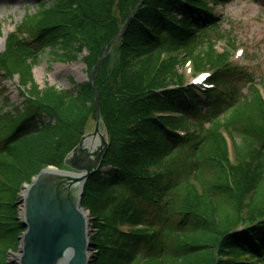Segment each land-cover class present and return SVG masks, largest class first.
Segmentation results:
<instances>
[{
	"label": "trees",
	"instance_id": "1",
	"mask_svg": "<svg viewBox=\"0 0 264 264\" xmlns=\"http://www.w3.org/2000/svg\"><path fill=\"white\" fill-rule=\"evenodd\" d=\"M140 2L39 3L20 34L9 36L0 81L17 76L25 100L11 112L0 106V264L27 229L18 217L24 185L47 167L63 168L98 115L91 81L41 89L32 72L37 58L50 49L70 62L86 50L90 73ZM220 25L202 0H143L94 77L109 145L102 170L86 180L82 206L105 236L93 237L103 264H264V76L236 68L232 52L216 50L209 35ZM179 50L198 70L216 68L212 82L224 89L201 101L175 57L162 60ZM177 78L181 85L170 88ZM238 82L249 85L247 94ZM166 112L177 116L156 115ZM223 127L244 143L236 141L237 165ZM124 223L141 228L125 233Z\"/></svg>",
	"mask_w": 264,
	"mask_h": 264
},
{
	"label": "rangeland",
	"instance_id": "2",
	"mask_svg": "<svg viewBox=\"0 0 264 264\" xmlns=\"http://www.w3.org/2000/svg\"><path fill=\"white\" fill-rule=\"evenodd\" d=\"M55 1L56 0H0V54L5 52L7 39L14 32L15 27H18L22 21L25 20L27 15L35 14L39 10L41 3H45L46 6L49 7ZM204 2L210 7H215V13L219 15L217 16V20L222 22L220 27L217 30L211 31L209 35L210 38L216 42V50L221 53L233 51V64L237 65L239 68H247L253 71L260 78L264 76V0H229V2H225L222 5L216 4L211 0H204ZM117 42L118 39H113L109 44L110 50L108 56L112 50H114ZM196 42L199 43V39H197ZM240 51L245 52L244 56L240 57L238 54ZM60 53L62 54V51ZM87 54V51L84 50L78 60L66 62L55 57L50 49H47L37 58L32 68L34 80L41 89L48 85H54L60 90H73L75 84L89 81V71L83 61ZM184 54L185 52L183 50H179L170 54L167 53L163 59L164 61L168 60L170 55L171 57H175L179 74L183 75V80L189 84L193 82L194 78L197 76V72L190 64L191 61L188 56ZM205 71H209V69ZM176 81L177 80H174L172 82ZM236 84L238 85L240 94L244 95L248 93V84L244 82H238ZM24 100L25 98L19 91L17 76L13 79L0 81V106L3 104L5 105L4 111L11 112L12 110H19ZM97 119L98 117L90 118L85 136L92 135L95 132ZM48 120L49 119H46V121ZM104 130L101 122L100 133L104 134ZM226 136L231 144V158L235 161L236 157L232 145L236 141L240 145L244 143L241 136L236 138L229 129L228 132H226ZM47 169L56 171L71 170L66 164L61 169L55 166L47 167ZM39 175L34 177L30 183H26L20 193L18 217L23 223L24 218L22 213L26 210L25 201L28 189L34 184V181ZM26 231L20 237V242L17 243L16 249L8 252L6 257L7 264H18ZM94 234L95 230L93 229L91 237H93ZM166 234L168 235V232H166ZM169 243L170 238L167 240V245ZM92 249L93 246L90 250L93 253ZM92 264H94V262H92ZM95 264H103L102 253H100L99 259L96 260Z\"/></svg>",
	"mask_w": 264,
	"mask_h": 264
},
{
	"label": "water",
	"instance_id": "3",
	"mask_svg": "<svg viewBox=\"0 0 264 264\" xmlns=\"http://www.w3.org/2000/svg\"><path fill=\"white\" fill-rule=\"evenodd\" d=\"M142 2L115 39L123 37ZM109 50L110 45L90 74L98 112L95 132L84 136L67 156L65 163L70 171L44 170L28 189L29 195L25 201L27 215L23 219L27 231L18 264H90L88 253L92 244L91 234L87 232L90 220L83 212L86 210L82 207V196L86 180L99 170L108 148L107 131L100 133L101 113L94 76ZM91 136H99L102 140L100 151L94 155L83 148L84 140ZM64 172L71 175L81 173V176L64 175Z\"/></svg>",
	"mask_w": 264,
	"mask_h": 264
},
{
	"label": "bare ground",
	"instance_id": "4",
	"mask_svg": "<svg viewBox=\"0 0 264 264\" xmlns=\"http://www.w3.org/2000/svg\"><path fill=\"white\" fill-rule=\"evenodd\" d=\"M101 147H102V140H101V137H99V136H97V137H88V138H86L85 140H84V142H83V148L86 150V151H88L89 153H91V154H95V153H97V152H99L100 151V149H101ZM53 170V169H52ZM53 171H56V170H53ZM64 175H69V176H81V173H77V175L76 174H74V175H71L70 173H65L64 172ZM82 183H83V181H81ZM81 182H80V184H81ZM85 182V181H84ZM29 194H27V196H28ZM26 196V197H27ZM84 209V208H83ZM85 210V209H84ZM81 212H82V210H81ZM83 212H85L84 214L85 215H87L88 214V212L87 211H83ZM23 218L25 219L26 218V215H27V213H26V210H24L23 211ZM93 226H92V223L90 222L89 223V225H88V231L87 232H89L90 234H92V232H93ZM91 257H92V252H89L88 253V258H89V260H91Z\"/></svg>",
	"mask_w": 264,
	"mask_h": 264
}]
</instances>
